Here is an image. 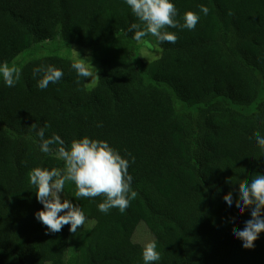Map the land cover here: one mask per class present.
<instances>
[{"label": "trees", "instance_id": "trees-1", "mask_svg": "<svg viewBox=\"0 0 264 264\" xmlns=\"http://www.w3.org/2000/svg\"><path fill=\"white\" fill-rule=\"evenodd\" d=\"M172 2L178 22L188 11L200 20L192 31L167 29L175 44L145 37L161 49L146 61L128 31L144 25L122 0H0V62L10 66L59 37L92 49L101 64L93 88L60 55L16 65L13 88L0 80V264H143L142 249L127 256L141 222L157 243V264H264V233L243 249L233 233L250 213L223 200L228 193L236 200L242 182L264 174L255 146L264 135V0ZM45 66L64 76L40 90L33 69ZM33 126L65 146L88 136L134 158L136 196L124 213H100L103 197L70 198L93 223L70 258V226L46 234L34 218L43 206L29 173L62 170L64 162L39 151Z\"/></svg>", "mask_w": 264, "mask_h": 264}, {"label": "clouds", "instance_id": "clouds-1", "mask_svg": "<svg viewBox=\"0 0 264 264\" xmlns=\"http://www.w3.org/2000/svg\"><path fill=\"white\" fill-rule=\"evenodd\" d=\"M122 3L144 25L141 30L138 24L132 23L128 31L133 33L134 41L143 44L145 51L153 46L150 41L144 39L145 37H154L158 44H175L177 35L167 29L192 31L200 20L198 13L188 11L182 16L183 23L178 22V9L172 0H122ZM198 7L199 13L208 15V7ZM71 68L83 82L85 78H91L90 82H94L99 77L91 59L81 57L77 52ZM37 76L41 77L37 80V88L45 90L50 83L59 82L64 73L55 67L45 66L33 69V77ZM19 77L20 70L16 66L0 62V80L5 87H15ZM80 82L81 80L77 81ZM33 131L39 141V151L45 155L55 153L64 162L62 170L36 167L29 173V182L36 189V199L43 206L42 210L34 213V218L45 226L46 234L58 233L65 225L70 226V233L76 234L78 228L86 222L81 208L73 204L71 199L63 198L67 182L75 185L76 199L103 197V202L97 205L100 213L108 214L113 208L121 213L127 210L130 201L136 196V192L132 190L133 177L128 172L130 163H134L130 154L129 158L122 157L105 140L83 136L73 139L69 146H65L58 135L53 134L45 138L44 128L37 129L33 126ZM54 145L59 147L54 148ZM255 146L264 154V135L256 136ZM225 182L229 183L230 180ZM238 188L236 200L233 199L232 193L225 194L223 200L229 209H235L238 201V211L241 215L246 210L250 213L251 218L244 222L242 230H234L233 237L241 241L243 249L251 250L254 249L260 234L264 233V174L253 175L252 179L242 182ZM141 256L143 264H157L161 260L155 240L143 246Z\"/></svg>", "mask_w": 264, "mask_h": 264}, {"label": "rangeland", "instance_id": "rangeland-1", "mask_svg": "<svg viewBox=\"0 0 264 264\" xmlns=\"http://www.w3.org/2000/svg\"><path fill=\"white\" fill-rule=\"evenodd\" d=\"M151 42L153 45L150 47L147 51L143 50V44H138L137 49L142 54L143 58L146 61H152L156 58H158L161 54V49L159 46L156 45V43L152 39H145ZM79 53L81 57H88L91 59V62L95 69L97 70V74L101 72V64L98 60L95 59L93 50L90 48H83L81 46L75 45V44H67L66 42L62 41L59 37L54 40H49L44 43H40L35 45L33 48H31L29 51H25L22 53L19 57L16 58L15 62L10 66H16L18 64H24L28 62L31 59L49 56V55H60L66 58H70L74 60V57L76 56V52ZM93 69V71H95ZM97 79L94 82H90L91 78H87V85L90 88L95 87L97 83ZM90 82V83H89ZM262 95L264 96V87H262ZM178 107L181 108L182 105L177 103ZM75 185L72 182H67L65 185L63 198L64 199H70L75 195ZM93 225L91 221H86L84 226H81L78 228L76 234H72L71 239V250L69 252V258L70 256H73L75 253V249L77 248V243L79 241L81 232L89 228ZM154 240L153 235L151 234L150 230L146 226L144 222H141L138 225V228L135 232L133 242L131 246L127 250V256L131 257L133 254H135L140 249H143V246L147 243Z\"/></svg>", "mask_w": 264, "mask_h": 264}]
</instances>
